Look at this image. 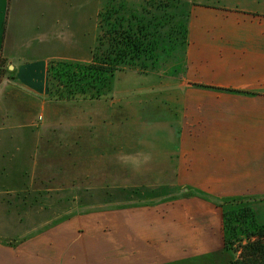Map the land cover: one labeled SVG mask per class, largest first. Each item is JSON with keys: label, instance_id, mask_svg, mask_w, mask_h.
Here are the masks:
<instances>
[{"label": "crops", "instance_id": "crops-1", "mask_svg": "<svg viewBox=\"0 0 264 264\" xmlns=\"http://www.w3.org/2000/svg\"><path fill=\"white\" fill-rule=\"evenodd\" d=\"M170 1L189 14L177 70L126 68L112 95L54 100L50 63L92 61L108 0H0V264L78 263L62 245L105 211L45 215L78 186L46 172L87 170L114 138L110 121L117 192L140 198L111 208L130 214L116 238L131 264H229L212 200L253 198L264 223V0Z\"/></svg>", "mask_w": 264, "mask_h": 264}, {"label": "rangeland", "instance_id": "rangeland-1", "mask_svg": "<svg viewBox=\"0 0 264 264\" xmlns=\"http://www.w3.org/2000/svg\"><path fill=\"white\" fill-rule=\"evenodd\" d=\"M108 6H112V9H110L108 12L109 14L111 13L110 16L113 19L117 18L118 16L116 12L117 10H114L115 8H118L121 16H127L130 12H133L136 13L140 18L152 20L153 27H156L158 24L157 28L158 30L160 29V32L155 39L156 49L155 51L150 52L151 56L157 54V58H159V61L157 60L158 63L155 64L156 60H154V58H149L150 56L145 55L143 56L142 60H137L131 65H128L127 69L138 71L157 70L160 72L164 70H177L181 61V57L183 56V52L185 51L187 33L185 32L186 27L184 26L185 20L184 22L179 21L172 16L176 11L170 7H167L168 4L161 0H150L148 2H144V4L140 5V9H138L137 6H134L130 0H108V4L104 7V9ZM154 16H156V23H154ZM168 22L171 23V26L162 28L164 24ZM172 22H174L173 25ZM101 24L102 22L100 21L99 13L98 27L96 32L97 44L100 42V36H105V31L102 29ZM161 24L162 26H160ZM154 65H156V68H154ZM120 83V81L115 79V86L119 85ZM109 95H112V93H109L107 96ZM110 120L113 119L110 118L109 121ZM110 122L107 123L108 129L106 131L108 132L109 136L112 135L114 138L110 137V145L105 149L107 153L104 151L101 157L94 154L91 160L92 162L88 165L87 170L82 169L75 173L74 171L46 172L47 176L51 175L52 173H56L58 176L59 173V177L66 180L75 178L74 176L76 174V182L78 183V186L65 188L66 191L60 192V195L55 194L54 197L50 199L51 201H46L45 208L42 210V213L45 215L48 216L53 213V216L62 215L61 219H63L64 217L72 216L76 213L84 214L91 212L92 210L105 211L99 214H90L84 216V219L90 222H97L98 226L95 229H89L87 228L88 226L85 225L78 226L75 234H73L70 239L62 245V250L67 249V251L65 250L66 252H64L65 255H68L69 257L72 256V258L78 262L77 264H131V260L128 259V256L132 255L133 253L131 251L129 252L126 247L119 246L116 238L117 220L120 219L127 221V219L130 218V214H127L128 211L118 212V210H113L111 208L118 207L122 205L123 202H128L130 199L137 201L140 198H137L132 193L129 194L132 198L127 196L126 198H121L124 194L117 192L119 187H117L116 178V122L113 121V124H110ZM65 128L68 129L67 124H65ZM85 131L86 129L83 127L81 132L84 133ZM85 134L86 132L83 136V142ZM82 159H84V157H82ZM82 167H84V165ZM99 167L104 168V170H98ZM125 178L126 184L132 183V179L128 178L127 176ZM84 184H87L88 186H84ZM67 189H71V193L67 192ZM125 189L127 192L130 189L134 190V187H127ZM104 190L109 191L108 200H105V202L102 200V197L104 198ZM127 193H129V191ZM117 196H119V198ZM90 200L91 203H88ZM132 204L133 203H131V205ZM107 208L110 210H107ZM163 211L165 210H162V212ZM162 212L160 213L162 214ZM170 214L171 212L169 215ZM34 217L35 216H33V213H30V222H36ZM177 224H179V222H177ZM239 234H241V232ZM246 241V239L244 241L238 240L234 244V250L226 249L229 253V264L231 261L240 259L242 244ZM201 264H219V259L215 258V256H213V258L208 257L202 260Z\"/></svg>", "mask_w": 264, "mask_h": 264}, {"label": "trees", "instance_id": "trees-1", "mask_svg": "<svg viewBox=\"0 0 264 264\" xmlns=\"http://www.w3.org/2000/svg\"><path fill=\"white\" fill-rule=\"evenodd\" d=\"M161 1L176 11L173 17L179 21L185 20L184 26L187 33L186 22L189 14L178 10L174 1ZM110 9L112 6L100 12L101 26L105 36H100L99 44H95L91 62L56 60L50 63L49 97L51 99H96L107 96L114 90L116 74L125 70L128 65L142 60L145 55L154 58L155 64L158 63L157 54L150 55V52L156 49L155 39L160 32L157 28L158 24L153 27L152 20L140 18L133 12L127 16H121L118 8L114 9L117 10L118 16L113 19L108 12ZM154 19L156 23V16ZM167 26L170 27L171 23L164 24L162 28ZM212 202L223 210L226 249L234 250L236 241L247 240L242 244L240 259L231 261L230 264H264V223L257 217L255 200L249 197H229L212 200Z\"/></svg>", "mask_w": 264, "mask_h": 264}]
</instances>
